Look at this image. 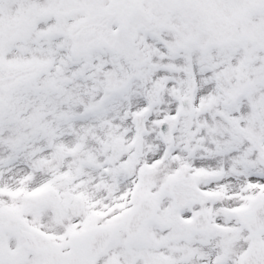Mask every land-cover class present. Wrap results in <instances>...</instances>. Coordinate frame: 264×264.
<instances>
[{"label": "snow or ice", "instance_id": "6c2138e0", "mask_svg": "<svg viewBox=\"0 0 264 264\" xmlns=\"http://www.w3.org/2000/svg\"><path fill=\"white\" fill-rule=\"evenodd\" d=\"M0 264H264V0H0Z\"/></svg>", "mask_w": 264, "mask_h": 264}]
</instances>
